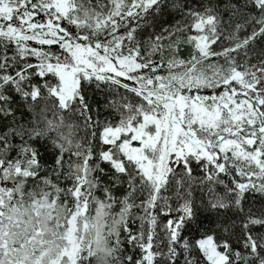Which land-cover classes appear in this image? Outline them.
Segmentation results:
<instances>
[{"label": "snow or ice", "instance_id": "1", "mask_svg": "<svg viewBox=\"0 0 264 264\" xmlns=\"http://www.w3.org/2000/svg\"><path fill=\"white\" fill-rule=\"evenodd\" d=\"M0 264H264V0H0Z\"/></svg>", "mask_w": 264, "mask_h": 264}]
</instances>
